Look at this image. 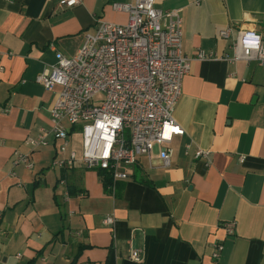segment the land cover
Returning <instances> with one entry per match:
<instances>
[{"label": "crops", "instance_id": "crops-1", "mask_svg": "<svg viewBox=\"0 0 264 264\" xmlns=\"http://www.w3.org/2000/svg\"><path fill=\"white\" fill-rule=\"evenodd\" d=\"M65 1L0 0V264H24L38 251L37 264H68L79 245L89 246L77 264H264V63L227 59L240 29L264 39V0H156L181 10L192 59L174 110L185 134L169 145V167L155 145L115 194L80 161L51 168L58 143L32 150L27 142L49 128L57 97L37 76L58 52L76 54L100 18L125 23L113 3L134 2ZM200 50L217 57L197 59ZM197 148L210 150L209 165L194 158ZM16 150L31 153V169L13 164ZM230 221L233 235L223 226ZM134 249L142 261L130 258Z\"/></svg>", "mask_w": 264, "mask_h": 264}, {"label": "built area", "instance_id": "built-area-1", "mask_svg": "<svg viewBox=\"0 0 264 264\" xmlns=\"http://www.w3.org/2000/svg\"><path fill=\"white\" fill-rule=\"evenodd\" d=\"M82 1L66 0L65 6ZM112 6L127 13L125 23L100 18L76 54L58 52L56 63L37 76L36 81L46 89H57V97L49 128L27 142L32 150L58 143L50 165L53 169L67 170L80 161L88 169L108 171L118 181L129 178L130 168L139 158L150 157L155 145L161 148L162 166L171 165L169 145L175 136L185 134L174 110L192 59L183 52L180 9H162L156 0L115 2ZM230 33L231 28L220 30L224 39ZM232 49L233 55L227 58L230 62L264 63V39L256 29H240ZM216 57L204 50L196 55L197 59ZM77 131L82 138L80 155L73 147ZM193 154L210 164V150L197 148ZM13 164L31 169V153L16 150ZM60 184L66 186L65 180ZM108 189L113 193V187ZM104 223L114 226L116 217L108 215ZM223 226L228 234H235V221ZM223 247L217 243L213 256L217 258ZM130 258L142 261L140 250H132Z\"/></svg>", "mask_w": 264, "mask_h": 264}, {"label": "trees", "instance_id": "trees-1", "mask_svg": "<svg viewBox=\"0 0 264 264\" xmlns=\"http://www.w3.org/2000/svg\"><path fill=\"white\" fill-rule=\"evenodd\" d=\"M65 172V170H63ZM98 171V174L100 175V177L102 178L103 182H104V185L106 186V188H114V191L113 193H117V184H118V181H115L113 179V177L111 176V174L106 171V170H102V169H99L97 170ZM69 191H70V194H74V191L73 189H71L69 187ZM89 245H79L78 247V251L77 253L73 256V258L71 259V261L68 263V264H77V259H78V256L79 254L81 253L82 249L85 248V247H88ZM42 252L41 251H38V256L35 257L34 259H31L29 260L28 262L24 263V264H37V259L39 257V255H41Z\"/></svg>", "mask_w": 264, "mask_h": 264}, {"label": "rangeland", "instance_id": "rangeland-1", "mask_svg": "<svg viewBox=\"0 0 264 264\" xmlns=\"http://www.w3.org/2000/svg\"><path fill=\"white\" fill-rule=\"evenodd\" d=\"M74 143H75V148L78 151L79 155L81 154V142H82V138H81V134L80 132L77 131V133H75L74 135Z\"/></svg>", "mask_w": 264, "mask_h": 264}, {"label": "clouds", "instance_id": "clouds-1", "mask_svg": "<svg viewBox=\"0 0 264 264\" xmlns=\"http://www.w3.org/2000/svg\"><path fill=\"white\" fill-rule=\"evenodd\" d=\"M252 43H253V46H256V43H257V42H256V41H254V42H252Z\"/></svg>", "mask_w": 264, "mask_h": 264}]
</instances>
